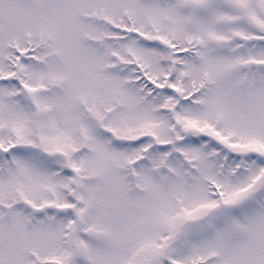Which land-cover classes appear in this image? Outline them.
I'll return each instance as SVG.
<instances>
[{
	"label": "snow or ice",
	"instance_id": "6c2138e0",
	"mask_svg": "<svg viewBox=\"0 0 264 264\" xmlns=\"http://www.w3.org/2000/svg\"><path fill=\"white\" fill-rule=\"evenodd\" d=\"M0 264H264V0H0Z\"/></svg>",
	"mask_w": 264,
	"mask_h": 264
}]
</instances>
